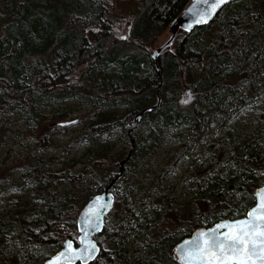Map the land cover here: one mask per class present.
<instances>
[{"label": "trees", "instance_id": "obj_1", "mask_svg": "<svg viewBox=\"0 0 264 264\" xmlns=\"http://www.w3.org/2000/svg\"><path fill=\"white\" fill-rule=\"evenodd\" d=\"M130 1L127 5L125 0H0V109L19 108L37 124L41 118L30 105L32 98L56 101L79 94L99 104L79 133V139L90 140L83 169L72 174L69 168H60L46 176L48 181L64 178L76 186L88 185L86 196L65 195L62 202H45L37 216L16 208L10 219L0 223V238L13 230L22 247L42 250L45 257L40 264L66 238L76 242L79 210L115 176L129 151L114 155L97 151L98 137L113 129L128 136L126 124L154 105L158 95V106L145 111L141 119L155 116L164 128L184 126L186 139L179 149L183 152L199 139L216 112L211 108L215 102L228 99L226 116H231L264 87V0H248L243 5L233 0L208 24L189 32L178 29L156 62L149 47L167 32L189 0ZM120 16L126 18L128 33L125 39L116 40L115 24L121 22ZM81 65L87 73L109 66L115 70L91 84L88 77L76 79ZM240 86H244L242 95L231 96ZM113 105L121 106L123 113L115 116L100 111ZM252 152L238 147L224 178L204 179L198 194L185 206L171 209L161 203L159 216L149 224L148 220L137 223L127 206V190L113 191L121 178L133 175L135 158L143 155L134 143L122 177L113 186L112 208L95 236L99 253L90 264H179L173 250L179 240L203 225H213V220L228 219L229 214H221L227 207L244 200V214L246 205L252 204L254 194L247 191L244 179L249 172L263 169L253 161ZM42 171L41 177L45 176ZM231 192L239 194L232 205L226 197ZM165 214L175 215L173 224L171 218L164 219ZM133 230L126 246L124 240ZM136 244L140 255L130 260L128 250ZM7 261L0 258L1 264Z\"/></svg>", "mask_w": 264, "mask_h": 264}, {"label": "rangeland", "instance_id": "obj_2", "mask_svg": "<svg viewBox=\"0 0 264 264\" xmlns=\"http://www.w3.org/2000/svg\"><path fill=\"white\" fill-rule=\"evenodd\" d=\"M125 1L127 5L131 4L130 0ZM247 1L234 3L243 5ZM125 19L115 24L116 40L127 36ZM168 36V32H163L149 47L150 53ZM83 68L84 65L78 67L76 79L88 77L91 84L115 70V66H109L87 73L88 70L82 71ZM243 92L244 86H240L232 91L231 96L239 97ZM228 104V99L215 102L211 108H216V112L210 116L199 139L183 152L179 149L186 139V128H164L155 116L127 123L129 134L126 137L120 130L113 129L97 138L94 146L97 151L106 150L114 155L124 149L126 153L131 146L130 139H134L138 151L143 153L135 158L137 166L133 175L129 179L121 178L113 190L116 194L127 190V206L134 211L137 223L145 220L152 223L159 216L163 202L171 209L185 206L198 194L204 179L224 178L230 170L233 151L238 147L252 150L253 161L263 167L248 173L249 177L244 179L247 191L253 194L254 189L264 183V87L231 116H226ZM30 105L41 118L37 124L19 108L0 109V223L10 219L16 208H25L29 216H37L45 202H62L65 195L85 197L89 191L88 185L76 186L68 179H47L60 168L63 171L69 168L72 174L83 169L90 140L79 139V133L89 124L99 104L76 94L56 101L32 98ZM100 111L115 116L123 113L118 105ZM35 159L39 163L34 164ZM39 166L43 167L41 170L45 176H40ZM226 197L231 199L229 204L232 205L238 201L239 194L233 196L231 192ZM244 203L243 200L235 207H227L221 214L236 218L243 214ZM163 217L171 218L170 224L174 223L172 218L175 215L165 214ZM210 226L203 225L202 228ZM134 232L125 238L126 246L130 245ZM127 255L130 260L136 259L140 255V246L131 247ZM44 257L40 248L22 247L13 237V230L0 238V258L8 259V264H40Z\"/></svg>", "mask_w": 264, "mask_h": 264}, {"label": "snow or ice", "instance_id": "obj_3", "mask_svg": "<svg viewBox=\"0 0 264 264\" xmlns=\"http://www.w3.org/2000/svg\"><path fill=\"white\" fill-rule=\"evenodd\" d=\"M230 0H196L186 12L191 19L187 30L193 25L208 23ZM131 25H129V28ZM190 95V93H189ZM102 198L95 197L84 213L79 246L72 239L62 241L63 247L45 264H81L96 258L99 248L92 233L100 228L101 212L109 207L108 201L100 205ZM252 204L246 205L244 214L236 218L222 219L213 227L200 230L177 248L174 259L179 264H264V186L251 197Z\"/></svg>", "mask_w": 264, "mask_h": 264}, {"label": "water", "instance_id": "obj_4", "mask_svg": "<svg viewBox=\"0 0 264 264\" xmlns=\"http://www.w3.org/2000/svg\"><path fill=\"white\" fill-rule=\"evenodd\" d=\"M231 1H233V0H230V2ZM195 2H196V0H189L187 3H186V5L184 6V8L182 9V11L180 12V14L170 23V25L168 26V29H167V32H168V34H169V36H168V38L166 39V41H164L160 46H158L157 48H155L154 49V51L152 52V55H151V57H152V59L154 60V61H156V59H157V57H158V55H159V53L162 51V50H164L165 48H167V47H169L171 44H172V42H173V40H174V37H175V35H176V32H177V30L178 29H181V30H183V31H186V32H189V31H192L193 29H195V28H197V27H200V26H203V25H205V24H208V23H202V24H197V25H193L192 26V28H191V30H187V22H188V20H190L191 19V16H189L188 14H187V12H186V10L189 8V7H191V6H193L194 4H195ZM227 5V4H226ZM224 7V6H223ZM220 10H218V12H219ZM217 12V13H218ZM159 101H160V99H159V97H158V95H157V99H156V103L154 104V105H152V106H149L148 108H145V109H143L142 111H140L139 113H137L135 116H134V118H133V122L134 123H137L140 119H141V117H142V115H143V113L145 112V111H152V110H154L157 106H158V104H159ZM68 123V122H67ZM67 123H65V124H67ZM62 125V124H61ZM130 144H131V146H130V149H129V151H128V153H127V155H126V157H125V159L123 160V161H121L120 163H119V167H118V170H117V172H116V174H115V176L104 186V188L99 192V193H97L96 195H94V196H92L84 205H83V207L79 210V212H78V214H77V216H76V221H75V224H76V231H77V233H78V237L81 235V227H82V219H83V216H84V213L86 212V210L88 209V207H89V205H90V203H92L94 200H95V197H97V196H100L102 199L100 200V201H98L97 203L98 204H100V205H102V204H104V202L105 201H108V203H109V207L108 208H106V209H103L102 210V212H101V220H102V223H101V226H100V228L99 229H97L95 232H93L92 233V239H94L95 240V236H97L98 234H100L101 233V231H102V229H103V224H104V219H105V216H106V214L111 210V208H112V205H113V193H112V189H113V186H114V184L122 177V173H123V166H124V163L130 158V156H131V152H132V150L134 149V140L133 139H130ZM262 186H264V184L263 185H261V186H259V187H257L255 190H254V193H255V191L257 190V189H259L260 187H262ZM220 221V220H219ZM219 221H217V222H215L213 225H211L210 227H207V228H199V229H196V230H194L189 236H187V237H184V238H182L181 240H179L176 244H175V246H174V255L176 256L177 255V248H178V246H181L182 244H183V241H185V240H190V239H192L195 235H196V233L198 232V231H200V230H204V229H208V228H211V227H213L216 223H218ZM78 237H77V240H76V242H74L73 241V245H74V247L75 246H79V240H78ZM67 239H70V238H66L65 240H67ZM96 241V240H95ZM96 244H97V241H96ZM97 246H98V244H97ZM62 247H63V244H62V246L58 249V250H56L52 255H55L57 252H59L61 249H62ZM98 248H99V246H98ZM98 253H99V251H98ZM98 253H96V257H97V255H98ZM51 255V256H52ZM50 256V257H51ZM50 257H48L47 259H49ZM46 259V260H47ZM45 260V261H46ZM94 260V259H93ZM93 260H90V261H88V264H90V263H92L93 262ZM45 261L42 263V264H45ZM178 261V260H177ZM179 262V261H178ZM75 264H81V261H79V260H76L75 261Z\"/></svg>", "mask_w": 264, "mask_h": 264}, {"label": "bare ground", "instance_id": "obj_5", "mask_svg": "<svg viewBox=\"0 0 264 264\" xmlns=\"http://www.w3.org/2000/svg\"><path fill=\"white\" fill-rule=\"evenodd\" d=\"M156 61H157V59H156ZM156 61H154V62H156Z\"/></svg>", "mask_w": 264, "mask_h": 264}]
</instances>
